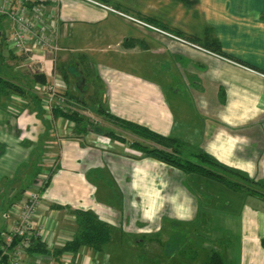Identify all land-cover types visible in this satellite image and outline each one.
Instances as JSON below:
<instances>
[{
  "label": "crops",
  "instance_id": "1",
  "mask_svg": "<svg viewBox=\"0 0 264 264\" xmlns=\"http://www.w3.org/2000/svg\"><path fill=\"white\" fill-rule=\"evenodd\" d=\"M23 6L44 8L62 50L33 62L0 44V75L28 91L0 93V234L14 222L10 207L33 191L42 197L36 230L50 251L35 254L40 264H176L164 245L178 230L189 243L198 240L206 259L210 251L200 238L210 237L227 261L264 264V201L153 158L128 156L92 132L81 136L75 123L48 112L40 91L62 74L64 95L84 96V89L112 115L184 142L187 154L204 152L264 182V0H11L10 13H0V35L16 28ZM122 24L131 32L122 33ZM84 27H102L93 39L110 45L80 46L75 34L80 40ZM156 28L196 40L203 50ZM68 40L78 48L69 49ZM37 75L47 83L36 82ZM47 174L51 182L42 191ZM77 212L108 223L111 240L100 252L81 247L54 256L74 240ZM114 245L123 250L120 260L110 251Z\"/></svg>",
  "mask_w": 264,
  "mask_h": 264
},
{
  "label": "trees",
  "instance_id": "2",
  "mask_svg": "<svg viewBox=\"0 0 264 264\" xmlns=\"http://www.w3.org/2000/svg\"><path fill=\"white\" fill-rule=\"evenodd\" d=\"M104 1V0H103ZM186 5H192L197 0H178ZM149 23L154 26L161 28L162 30H168V28L158 22L148 20ZM179 36L182 34L177 33ZM195 43L196 40H194ZM193 42V43H194ZM217 51L220 49L217 47ZM36 82L46 84L47 79L43 75H37L35 77ZM28 91L22 86L5 79L0 75V93L5 95L17 94L24 96ZM68 94H66L67 96ZM69 98V97H68ZM73 96H70V100ZM69 100V99H68ZM99 102V101H95ZM84 104V102H83ZM98 107L94 109L96 115L102 117L106 122L119 127L120 129L129 131L135 135L138 140L132 142V148H136L143 154L144 157L156 159L162 163H165L173 168H176L187 175H198L204 178H208L212 181L218 182L230 190L242 194H246L252 197H256L264 201V182L250 178L247 174L242 171L227 167L208 154L204 152H198L193 154H186V144L175 138L162 136L150 129L128 122L112 115L108 109L99 102ZM53 114L58 118H63L67 121H71L77 125V130H81V127L85 125V117L73 110L61 111L55 108ZM111 137H116L125 143V138L116 136L110 133ZM151 143L152 145H148ZM4 146L0 144V153H3ZM51 182V177H48L47 181L42 187L44 191ZM79 229L73 241L68 242L63 246L62 249H57L53 252L54 256H61L64 253H76L81 247H88L95 252L102 251L103 246L111 240L112 228L111 226L98 219L94 214L88 212H77ZM185 232L178 230L171 234L169 240L165 243V252L168 256L169 250L171 253H178L179 248L186 247L189 243ZM3 236L0 234V246L3 243ZM21 241L15 239V243ZM190 244V243H189ZM264 245V242H263ZM184 246V247H183ZM30 256L39 255H50V251L46 245L41 241L40 238L34 239L32 246L28 248ZM171 254V255H174ZM169 255V256H171ZM4 262L7 261L5 257ZM204 264H235L227 261V259L216 250H211L208 258Z\"/></svg>",
  "mask_w": 264,
  "mask_h": 264
},
{
  "label": "built area",
  "instance_id": "3",
  "mask_svg": "<svg viewBox=\"0 0 264 264\" xmlns=\"http://www.w3.org/2000/svg\"><path fill=\"white\" fill-rule=\"evenodd\" d=\"M94 3L102 8L116 12L119 16L136 24L151 27L133 16L110 9L101 3ZM10 11L11 0H0V13L9 14ZM45 18L43 7L28 8L23 6L19 8L15 19L16 28L1 34L0 44L4 40L7 48L18 54L29 55L33 62L36 61L34 58L45 59L49 53L54 57L57 56L60 46L54 33L47 26ZM156 30L183 44L203 50L183 38L157 28ZM66 88L62 78L56 74L51 84L41 88L40 91L45 96L46 109L50 114L53 113L55 108L61 111L68 109L74 111L71 105L72 102L64 95ZM41 202V193L31 191L26 194L20 203L12 205L8 210V217L12 218L14 222L2 235L4 241L0 246V264H40L35 255H29L28 248L32 246L33 240L38 239L40 236L36 230L35 217ZM15 239H20L21 241L15 243ZM5 257L7 261L4 262L3 259Z\"/></svg>",
  "mask_w": 264,
  "mask_h": 264
},
{
  "label": "rangeland",
  "instance_id": "4",
  "mask_svg": "<svg viewBox=\"0 0 264 264\" xmlns=\"http://www.w3.org/2000/svg\"><path fill=\"white\" fill-rule=\"evenodd\" d=\"M101 29H102V27L98 28V31L95 32L94 28H90V27L89 28H86V27L82 28V32L80 34V40L78 39L79 37L77 38V36L75 34V39L77 40L76 42L82 47H85V45H86L87 48H91V49H95L96 47L100 48L102 46H103V48L107 47L108 45H110L111 42H108V41L101 42L98 40L94 41V39H93L94 35L95 36L101 35ZM120 31L122 33L131 32L130 29L127 26H125L124 24L121 25ZM70 35H71V31H70ZM85 36H89L90 40H86L84 38ZM102 44H106V45H102ZM65 45H68L69 49H71V47L73 45H74L73 47L78 48L77 44H73V42H71L69 40L66 41ZM103 48H101V49H103ZM61 50L62 49L60 47V51L58 52V54L61 52ZM20 63L22 64L23 61H21ZM27 65H19L21 67L20 70L24 71L26 69V67L33 66L34 63L32 62V63H30L29 66H27ZM95 66H97V62L95 64ZM24 72H26V70ZM56 75L60 76V78H62V80H64V81L66 80L65 77L62 76V74H56ZM71 81H72V79H71ZM71 84H73V83H71ZM178 86H181V84L179 83ZM82 91H83L84 96L81 94H78V92L77 93L74 92L73 94L71 93V95L69 93L67 96L65 94L66 97H69V96L75 97L74 103L72 101L71 105L73 106L75 112H77L80 115L85 117V125H84V127H81V131H80L81 136H83L85 132H87V134L92 132L95 134V135H93L94 140H97V138H99V137H101V138L104 137V138H106L105 140L107 141V143L110 144L113 148H115V150L117 148V149H119L118 150L119 152H124V153L128 154V156H131L134 158L144 157L143 154L141 153V151H139L136 148H132V146H131L132 142H134L135 140H138L135 137V135L129 131L120 129L119 127H116L109 122H106L102 117L96 115V113L94 112V109L96 107H98V105H99L98 103L101 102V100L98 103L95 102L96 100L91 101V97H90L91 93H89L88 91H86L84 89L80 90L81 93H82ZM171 91H173V90H171ZM82 97L87 102L83 101ZM80 99H82L84 104L79 105L78 101ZM110 133H113L116 136L125 137L126 138L125 143H123L120 139H118L116 137H111ZM87 140H88V142L93 141V139L91 137H89V139L87 138ZM147 144L154 146L151 143H147ZM124 149H127L126 150L127 152H125ZM187 153L188 152H186V154ZM47 175H46L47 177H50V174H47ZM193 236H194V234H192V237ZM199 236H204V234H200ZM205 236L208 237V235H205ZM209 238H208V240H203L202 238H200V243L204 242L205 243L204 246L206 247V250L211 251L212 248H214L216 245H218L217 244L218 242L215 240H212V238L211 239H209ZM194 239H195V237L192 238V241H190V244H186L187 245L186 247L183 246L184 248H179L177 250L178 253H176V254L171 253L169 250V253H170L169 255L174 254V256L177 258L178 263H176V264H201L202 262H204V260L206 259V255H204L202 253V251L199 250L200 248L198 249V247H197L198 240H196V242H195ZM186 242L187 241H185V243ZM110 251L112 252V254H114L115 258L120 260L121 254L123 252L122 249L117 248L114 245L110 249ZM171 262H173V261H170L169 263H171ZM173 264H174V262H173Z\"/></svg>",
  "mask_w": 264,
  "mask_h": 264
}]
</instances>
